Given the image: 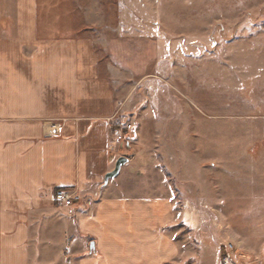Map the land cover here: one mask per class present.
Masks as SVG:
<instances>
[{"label":"rangeland","instance_id":"obj_1","mask_svg":"<svg viewBox=\"0 0 264 264\" xmlns=\"http://www.w3.org/2000/svg\"><path fill=\"white\" fill-rule=\"evenodd\" d=\"M36 7L41 22L48 11L81 16L99 86L113 95L107 121L124 127L113 152L132 161L123 167L129 189L169 205L176 221L165 233L194 243V258L182 264H264V0H36ZM73 190L80 203L52 200L56 215L90 207ZM67 233L66 241L56 234L21 244L31 257L19 263L68 264Z\"/></svg>","mask_w":264,"mask_h":264},{"label":"crops","instance_id":"obj_2","mask_svg":"<svg viewBox=\"0 0 264 264\" xmlns=\"http://www.w3.org/2000/svg\"><path fill=\"white\" fill-rule=\"evenodd\" d=\"M80 17L48 11L41 22L36 0H0V264L30 258L23 243L67 232L68 264L186 263L194 243L165 233L176 221L166 202L129 189L124 166L102 186L124 127L107 121L113 95L99 86ZM60 187L83 192L90 207L56 215Z\"/></svg>","mask_w":264,"mask_h":264},{"label":"built area","instance_id":"obj_3","mask_svg":"<svg viewBox=\"0 0 264 264\" xmlns=\"http://www.w3.org/2000/svg\"><path fill=\"white\" fill-rule=\"evenodd\" d=\"M128 129L133 128V123H128L126 124ZM122 135L120 134V138ZM53 198L62 204H65L67 206H75L76 203H80L82 197L79 194L78 191L73 190L72 188H65V187H60L57 188L53 192ZM225 263L227 260H224ZM227 264V263H226Z\"/></svg>","mask_w":264,"mask_h":264},{"label":"water","instance_id":"obj_4","mask_svg":"<svg viewBox=\"0 0 264 264\" xmlns=\"http://www.w3.org/2000/svg\"><path fill=\"white\" fill-rule=\"evenodd\" d=\"M129 161H130V158L128 156L120 155L115 161L114 167L104 174L102 186H105L111 178L116 177L120 173L122 166H124ZM96 250H97L96 242L95 240H91L89 242V251L96 252Z\"/></svg>","mask_w":264,"mask_h":264}]
</instances>
